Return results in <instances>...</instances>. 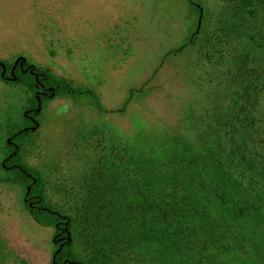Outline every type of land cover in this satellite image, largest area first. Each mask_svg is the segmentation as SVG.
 Masks as SVG:
<instances>
[{"label": "rangeland", "instance_id": "obj_1", "mask_svg": "<svg viewBox=\"0 0 264 264\" xmlns=\"http://www.w3.org/2000/svg\"><path fill=\"white\" fill-rule=\"evenodd\" d=\"M194 1L202 15L188 0H0V61H31L50 83L90 89L102 106L56 91L19 147L22 162L42 176L47 201L76 219L85 259L103 240L129 255L122 264H264V240L255 237L264 239L261 209L248 219L232 210L227 217L256 233L242 232L229 244L234 251L207 260L200 233L192 232L201 225H185L183 210L162 209L144 193L135 177L143 161L112 164L115 147L131 146L161 166L178 148L167 146L168 132L207 136L218 124L233 131L244 117L264 119V93L250 87L264 85V0L249 7L246 0ZM239 86L250 89L235 104ZM33 95L27 84L0 80V264H53L56 250L54 229L33 218L4 165L6 142L23 127ZM160 171L149 168L145 179Z\"/></svg>", "mask_w": 264, "mask_h": 264}, {"label": "trees", "instance_id": "obj_2", "mask_svg": "<svg viewBox=\"0 0 264 264\" xmlns=\"http://www.w3.org/2000/svg\"><path fill=\"white\" fill-rule=\"evenodd\" d=\"M188 1L195 6L199 15L203 14L199 4L194 0ZM246 1L249 7L251 0ZM206 55L207 59L213 60L209 51ZM242 72L248 73L245 69ZM48 78L46 70L35 67L31 61L18 60L14 64L0 61V80H18L34 91L31 106L23 116V127L12 132L6 142L7 159L4 165L13 173L14 182L22 188L24 205L33 218L42 226L54 229L53 243L56 250L53 264H122L124 256L129 255L103 240L95 251L89 252L87 259L84 258L75 234L76 219L47 201L42 176L21 160L19 147L37 129L35 119L40 114L41 102L56 91L76 97L88 96L90 103L100 109L102 107L98 95L92 90L74 88L63 81L52 84ZM250 87L258 89L257 93H264V85ZM250 87L236 88L233 92L235 104L243 96L242 89L248 90ZM226 125L227 122L218 124L216 132L207 136L195 132H168L165 135L167 146L178 148L174 155L167 156L171 161L165 159L161 166L145 157L146 153L144 156H135L134 153L138 152L133 151L131 146L115 147L120 148V151L118 154L116 152V160H112V164L120 169L136 166L132 160H142V170L136 172L135 177L143 178L144 193L156 197L162 209L170 203L173 209L183 210V215L190 219L184 222L185 225H201L192 232L200 233V240L205 243L203 248L206 251L202 255L207 256V260L215 258L218 262L222 256L234 251L229 244L241 240L242 232L256 233L252 231L251 225L241 228L235 218L231 220L227 217L234 213L232 210H236L237 217L243 219L250 217L247 212H257L258 209L264 211V119L244 117L238 125L240 130L231 131V128H225ZM175 140L178 144L173 142ZM154 166H158L161 171L154 181L149 182L145 178L149 168ZM168 189L170 191L167 193ZM92 235L96 239L101 238L97 231ZM246 237L243 236V239H250ZM255 237L261 242L264 240L259 234Z\"/></svg>", "mask_w": 264, "mask_h": 264}]
</instances>
